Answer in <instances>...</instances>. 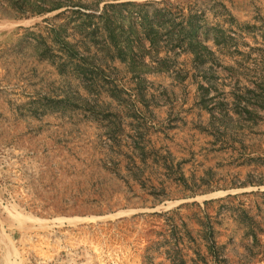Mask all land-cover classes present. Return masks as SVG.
<instances>
[{
    "label": "rangeland",
    "instance_id": "374dc122",
    "mask_svg": "<svg viewBox=\"0 0 264 264\" xmlns=\"http://www.w3.org/2000/svg\"><path fill=\"white\" fill-rule=\"evenodd\" d=\"M0 264H264V0H0Z\"/></svg>",
    "mask_w": 264,
    "mask_h": 264
}]
</instances>
